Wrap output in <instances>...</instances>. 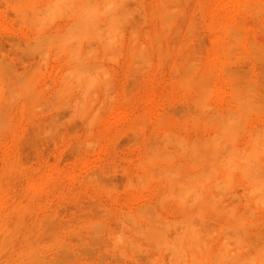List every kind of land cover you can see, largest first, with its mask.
Segmentation results:
<instances>
[{
    "label": "rangeland",
    "instance_id": "obj_1",
    "mask_svg": "<svg viewBox=\"0 0 264 264\" xmlns=\"http://www.w3.org/2000/svg\"><path fill=\"white\" fill-rule=\"evenodd\" d=\"M9 1H11L12 3L11 2L9 3ZM30 1L29 0H6L5 2L4 0H0V69H1L0 73L2 74V76H0V78H2L0 79V82L3 79L5 80L4 83L2 81L0 84L2 83L7 84V85H2V87L5 86L4 92H6L7 90L9 91L8 94L7 92L4 93L1 90L0 92L4 98L7 96L5 100L10 98V100H8L9 103L8 101L5 102L1 94L0 96L3 98L5 102L4 104L7 105V106L6 105L4 106L5 109L3 110V112L7 111L5 112L6 114L4 115V116H7L5 118H9L10 117L9 115H11V117L9 118L10 121L8 119L9 123L7 122L8 124H10V126L8 125L7 127L6 125V127L4 128L2 127L3 126L2 125L1 130H0L1 131L0 132V181L2 182L5 180L4 182H2L3 184L0 182V185H1L0 194L5 195L6 192L7 194H13V193L23 194L27 191L29 192V190L31 192L33 191V193H35L38 196V199L35 201L34 206L37 207V210L40 209L39 214L40 212L41 214L40 215L37 214L38 218H36V216H34L33 218H30L29 215L21 216L19 221L23 222L24 224H28L30 221L32 223L37 221V224L39 225V222L40 223L44 222L43 216L46 217L47 215L46 213L48 212L49 215L48 217H46V219L48 218L49 220L45 219L46 222L44 223L47 224L48 226V221H50V225H57L56 227L54 226V228H59L60 230L52 229L53 227L49 225L50 228L52 227L51 232L45 233L46 231H49V230L48 228L46 229L47 226L44 223H43L44 225L43 226L41 225L40 228L39 226L34 229L29 228L30 230H28L24 234V237H27L28 235V238L30 239L33 238V240L35 241H37L36 239H38L37 241L38 244L37 242L34 241L35 243L33 242V245H36V246L31 247L33 249V252L35 251L36 254L34 255L35 252L32 254V252H30L31 248L26 247V242L22 240L23 242L20 246L17 247L18 249L15 248L11 250L14 255L15 263L13 264H16V263L17 264H49L53 261L52 256L53 257L55 256L56 258V260L54 259L53 264H55V261H58L59 259H62V260L59 262H56L57 264H179V260L182 259L181 258L182 255L180 256L181 253L184 255L182 256L183 259L180 261V264H191V262H189L190 259L192 260V263L194 261L193 264H224L222 263V261L224 262L226 259L231 258V257L233 258V259L231 258L232 259L231 261L236 260L235 263L233 261V264H236V262L238 261H241L242 264H244L243 262H245V264H262V263L264 264V258H263V255H264L263 253L264 252V206H263L264 190H262V188H264L263 184L259 185L261 186V189H258V187H255L254 184L252 185V183L250 186V183L248 185V183L243 181V179L240 180L241 178L239 179V175L236 172L235 174L233 173L234 176L236 177L232 175L233 181L235 180L233 182L234 184L232 183L230 184V182H232L231 180L232 177L230 176V178L228 179L229 181L228 183V181H226L227 178H225V176L222 177L223 172L221 173L220 172L221 170L219 169H218L219 170L218 174H216L217 173L216 169H215V172L213 170H211V172L209 171L211 175H208L209 178L206 181L208 183H206L205 180H202L205 178L204 175H206V171H205L206 168H201L199 169L200 172L198 171L201 174V172L204 170L203 175L201 174V176L203 177L202 179L200 175L196 174L197 169H189V170L194 171V172L190 171L189 173L191 174L196 172L195 173L196 177H194L195 175H192V176L189 175L185 171V173L189 175V177L187 178L185 173L181 169L179 171L176 170L177 171L176 172V171H173L171 168H169V170L167 168L166 169L167 171L165 174L164 172L165 169H163L164 167L162 168L161 167L162 165L161 164L159 165V163L157 166H155V168L153 167L154 165L152 166L151 164H148V163L145 165L142 163L143 160L145 163L150 159V157H153L152 156L153 153L150 150L152 144L157 145V147L160 146L158 148L153 146L152 151L154 148L156 150L160 148L163 150L162 147H165L169 153L165 154L166 153L165 149L163 151L159 150L163 153L165 152L164 155L162 154V156H166V155L168 156L169 154L174 153L177 162L183 161L182 160L183 158L182 159L180 158V157H183L181 156L182 154H180L179 152L180 148H179V151H177L179 147L176 141L177 138H174L176 143L173 140V137L174 136L176 137L175 134H177V136L178 135L179 136L181 135L190 136L191 135L193 136L192 138L196 136L198 137L200 136V139L207 136L205 138L206 140H208V137L210 135L211 136L215 135V133L213 132H215V129H216L215 125H217V123L215 122L217 120L215 121L213 120L212 123L214 122L213 123L214 125H212L210 121L208 122V120L205 119L208 122V123L206 122L207 124L211 123V127H209V125L207 124L205 125L204 118L211 117L209 113H212L211 115L213 117V114L216 115L215 112L216 113L218 112L219 114V112H225V109H227L226 107H228V109L231 107H234L235 102L233 100L234 98L233 95H234L235 90L239 88L240 85H241L240 92H243L244 95L247 94V92L246 94L244 93L247 90L249 91V95L253 93L251 94L252 96L251 98H255V96L259 94V97L256 96L255 98V99H258L259 101V104H258L259 107L257 109L256 108L254 109V106L256 107V104L258 103V101L255 99L254 100L251 99L254 102H253V105L249 106L250 108L246 107L248 105L246 106L244 105L246 107V108L243 107L244 109L249 108V112L251 111L250 109H252L254 113L251 111L252 116L250 115L251 116L250 117L249 112L247 110L248 112L247 116H249L250 118L247 117V119L242 120L243 122L239 121L240 123L242 122V125H244V123L248 121L245 123L246 127L245 125L243 127L241 126L242 127L241 130L238 128L239 127V122H238L237 124L238 127L235 129L234 134L240 137H234V136L232 137V138H235L236 142L234 140L230 142L231 138L229 139V136L225 137L224 135H221V134L220 136L221 138H223L224 136V139L226 140L228 139V142H230L229 144H231L230 146H233L232 143H234L235 146L237 145V148L240 151H241V148L242 149L244 148L242 152L243 151L245 152L243 153L242 158L240 155L242 153H238V155H240L239 158L237 156L238 159H243L241 160V163L242 161L243 162L246 161L247 163H249L248 160L250 158H253L251 159L253 161V164L257 160L258 161L261 160V163L264 162V155H262L263 154L262 152H264V150L262 151V149H264L263 148L264 146H262V144L264 143L263 142L264 141V127H263L264 126V120H263L264 119V8L262 7L264 5V0H261V2L260 0H240L241 2L238 0H162V1L161 0H139V1L130 0V2L128 0H126V2L124 0H117L119 1L120 5L119 3H116L117 1L115 0H111L113 5L110 3L111 2L110 0L109 1L103 0V3L104 1H106L105 5L102 2H100V0H98L97 2L92 1V0H89V1L87 0L89 4H87L86 1L82 0L83 2H86L87 5L84 4L86 8L80 6L83 4V2L81 4V0L79 2L78 0H76L78 3L74 2L75 0L74 1L68 0V2L63 0L64 2H66L65 4L68 3L69 5H71V3L69 2H72L73 8L72 6L70 7L72 9H75V12L73 10L69 11L70 9L69 7V9L66 10L65 14H69V13L71 14V11L73 12V14H71L70 17L68 15L69 18L65 17V15L63 14L62 15L63 20L59 19V17L61 16L62 13H64L62 11L65 10L64 9L65 6L63 5L64 7L62 6V11H60L61 6L60 7L58 6L57 4L58 2L56 0H50L52 2L54 1V3L48 0H37L34 5L37 8L40 5L39 7H41L42 10L44 8L46 9L47 7V11L49 13H50L51 8L53 9L55 8L58 11V12L56 11L57 17L52 16L55 9L50 14L47 11H45V9L43 11L39 10L40 8L38 9L39 10L38 12V10L36 11L37 8L35 9V7H33L34 5H32V7L30 6L32 4ZM32 1L34 2V0ZM45 1H46V4L47 3L49 4L46 5L44 3ZM157 1L158 2L160 1V2L158 3ZM256 1L257 2L259 1L258 2V4L260 5V6L258 5L259 10L252 8L253 3ZM94 2H96L95 5H93ZM99 2L101 3V5L98 8L97 5ZM50 3H52L55 6L51 5ZM107 3H110V4H107ZM127 3L128 5H126ZM68 4L66 5L67 8H68ZM77 4H79L78 6L81 7L80 8L81 11H82V8L83 9L85 8L84 11L86 13L83 12L82 13L84 14L83 16L82 14H79V16L75 15L78 12V10L80 11ZM44 5L46 7H44ZM117 5L120 6L119 9H117L118 8ZM248 5L250 7H247ZM17 6H21L20 10L17 9L18 8ZM57 6H58V9L56 8ZM101 6L103 7L105 6L104 8L109 7L107 9L108 11L106 9L104 11L103 7ZM114 6H116V8ZM13 7L16 9V11L15 9H13ZM91 7H93L94 10L96 8L97 11L92 10L93 8ZM161 7L162 9H160ZM28 8L31 9L30 13L33 15L30 14L29 16L27 14V11L24 10V9H27L29 13ZM100 8L103 9V10L101 9L102 12ZM167 8L169 12H168V15L166 16L167 12L165 9ZM18 10L20 11L19 14L17 12ZM40 11L43 12L41 16H39ZM123 11H125L126 13ZM162 11L163 13L164 12L166 13L162 14ZM254 11H256L257 13ZM90 12H92L93 15ZM97 12L98 14H96ZM104 12L108 14L107 15L108 18L106 16V13ZM108 12H112V13H108ZM119 12H121L120 15L122 16V18L118 14ZM151 12H153L152 14L154 15H152ZM210 12H212L213 14L211 13L212 14L211 15ZM36 13H39V14H36ZM205 13H207L206 14L207 16L205 15ZM17 14L20 16H18ZM43 14L45 16V19L47 18L46 19L47 21L49 20V18L46 17L47 14L55 18V21H53L54 23L51 22L47 26L45 25L44 29L42 30H41L42 27L40 29L38 28L39 29L38 31V29L36 28H37V25L39 24L36 25V22L38 23L40 22L39 20L43 17ZM111 14L113 16H111ZM103 15L106 17V19L105 17H100ZM150 15L151 17H149ZM218 15L220 17L222 16L224 20L226 19L225 20L226 23L230 22L229 25L230 24L232 25L233 30L238 29L237 32L241 31L240 33H242L243 31L246 39L243 38L244 40L241 43L239 42L238 45L230 43V45L227 46L230 42L228 41V38H227L228 36L226 37L223 36L227 40L224 39L223 37H220L221 38L220 39L219 37H217V35L215 36V34H217L215 29H219V26L218 28H216L217 23H214V22H217V21H215L214 20L215 18L213 17H216V16L219 17ZM28 16L32 18L34 17V18L29 19ZM38 16L39 18H37ZM76 16L78 17V19L81 16L80 17L81 21L78 20L81 23H82V20H86V21H83L84 24H81V23L78 24V25H83L82 27L81 26L77 27L74 25L73 27L75 28L72 27L71 23L77 22ZM91 16L92 18H90ZM118 16L120 17L119 19L120 22L118 20L119 18ZM165 17H169V18H165ZM19 18L22 19V22ZM25 18L27 20H30L28 21V23L31 22L32 24L29 23L30 24L29 25L27 22H25L26 20ZM43 18H42V22L44 20ZM98 18L102 21H99ZM115 18L119 22L118 24L117 22L115 24ZM111 19H114V21H112ZM168 19L170 20L168 21ZM105 20L106 21L110 20L111 22L107 21V23H105ZM127 20L130 21V24L128 25H126ZM234 20L237 23L240 22L239 25L234 23ZM51 21H52V18H51ZM122 21L123 23H126L124 24V28H126L124 29L125 32L124 30H122V27H121L122 26L121 24H123ZM191 21L194 25L192 23L191 24L189 23ZM67 22L70 23L71 26H69ZM86 22L88 23L86 24ZM100 22L105 23L104 24L105 27ZM113 22L115 25L113 24ZM163 22L165 24H162ZM194 22L195 23L198 22V23L195 24ZM45 23L47 24V22ZM97 24L99 27L96 26ZM111 24L114 25V29H113V25ZM75 25H77V23ZM130 25H133V26H130ZM160 25L163 28L165 27V29L163 30V28H160ZM168 25L172 27L171 30ZM68 26L70 27L71 30L68 28ZM191 26L192 28H190ZM236 26H239V27H236ZM65 27L70 30V32L67 33V38H66V43L68 42L67 46L69 45L68 47H70L71 45L72 46L76 45V47L78 46L80 47V44H82L81 48L76 49V47H73L74 49H72V47L70 48L67 47L68 48L67 49L65 48L66 46H64V49H62L59 46V45H62L63 40H64V37H61V36H63L64 34L66 35L67 29ZM71 27L73 28V31L75 29L77 33H78V28L81 29L79 31L80 33H78L80 35L78 36L76 32H72ZM89 27L90 28L92 27V30L89 29ZM133 27L137 29L135 30L133 29ZM82 28L84 30L86 29L88 33L86 30L84 32ZM110 28L114 31V34L117 33L116 36L118 38H120L122 34L123 36L125 35L124 37L123 36L121 37L120 41H118V45H116L117 44L116 39L118 40V38L114 40V37H113L112 39V36H115V35H113V31H110L111 30ZM240 28H243V30ZM105 29L106 30L109 29V30H107L106 32L104 31ZM99 31H103V33L101 34L103 35L101 40H100L101 35ZM117 31L119 32V34ZM128 31L130 33L131 31L132 32L134 31L135 33H132L130 36L129 35L130 33ZM58 32L60 36L57 35ZM81 32L85 33L86 35ZM147 32L149 35L147 34ZM69 33H75L76 38L73 34L72 39L70 38L68 39V37H71L70 35H72V34L69 35ZM156 34L158 35L161 34L165 36L160 35L159 37L158 35L156 36ZM193 34L194 35L197 34V36L195 35L196 38H194ZM46 35H48V37L50 36V38L52 37L53 40L56 39L54 37H58L59 41H61L62 39L61 41L62 43L61 42L59 43L57 39L56 41L54 40L55 42H53V40H50L52 42L51 44L54 43V45H52L49 48L47 44V42L49 41L46 40L47 49L45 51L44 45L46 44H44L45 43L44 40L47 38ZM81 35H82V38H81ZM90 35H93V36L91 37ZM136 35L138 36L137 39H136ZM37 36L38 37L40 36L39 39L42 38L43 36L45 38L46 36L45 39L43 38L44 40L42 39L43 47H41V43L39 45L41 48L44 49L45 52L51 51L49 54H47V57H48V58L46 57L47 60L43 59L46 55L43 56L42 52L38 54L39 52H37V50L36 51L32 50L34 49L33 47L38 46V42L35 41V39L39 40ZM96 36L100 38L98 39ZM77 37H80V38L78 39ZM128 37H130V39H128ZM154 37L156 38L158 37V38L155 39ZM89 38H91V40ZM93 38H95L96 40L94 39L93 41ZM106 38L112 39L109 41L110 45L111 44L113 46L116 45L115 48H113L112 45L110 46L112 47L111 49H114L113 51L110 49L111 52L113 53L115 51V53H113L114 55H111V52L108 51L110 48L109 43L107 45L108 40L107 42L106 40H103ZM80 39L82 40L85 39L84 42H87V43L82 42L79 44V42H81L79 41ZM252 39H254V41ZM69 40H70V43H69ZM122 40L124 41L121 42ZM150 40H152L151 41L152 43L150 42ZM77 41H78V46L75 43ZM133 41L135 44L133 43ZM165 42L167 43V45ZM96 43L97 45L100 44L99 48L96 45ZM128 43H130V46H128ZM101 44L103 47L102 50H101L102 47H100ZM105 44L107 46L104 47ZM121 44L122 45L124 44V45L121 46ZM144 44L146 48L144 47ZM219 44H222L224 46L226 45L228 48L229 47L231 48L232 51L229 50L231 53L228 54L230 59L227 58L226 55L221 56L218 53L219 54V56H217L218 60L215 58L218 62L216 61L215 63L214 62L212 63L214 65L217 63L215 65L216 68L214 65H213L214 67L212 66V68L214 69V77H211V81H210L213 83V84L211 83L210 85H211V88L213 87L212 89H214L213 90L214 94L212 95L213 97L211 96L212 100H210L211 102L209 104L211 107L209 105H206L205 107L207 111L209 109L211 110L207 112L206 115L204 114L205 117L203 119L201 118V120L199 119L200 120L199 122L197 121L198 125L195 127L197 123L195 121L198 118H196L195 120V118L192 116V112L195 113L196 115L197 112L198 114H200L203 111L197 110L198 108L195 102L193 101L191 102L190 100L189 101L185 100L186 99V97L184 96L185 93L181 89H179L178 86L176 85H175L176 87L174 86L175 81L178 79L179 76L175 75L178 72L175 73L174 75L173 73H170V71H172L173 69L171 68V65H173L174 62L176 63V61L177 63L180 62L182 60L181 58L184 55L185 56L193 55L194 59L197 58L196 61L193 59V61L196 62V63L194 62V65L199 64L200 67L199 65L198 67L195 65V67L200 69L203 67V64L205 63V61H209V59L212 58L211 59V62H212V60L214 59L213 57L214 56L216 57V54H214L215 52L213 53V56L210 54L213 52L211 51L213 48L215 49L220 46ZM166 46H167V49H166ZM53 47L55 50L53 49ZM55 47L57 49L59 48L58 49L59 51H57ZM95 47L98 49V50L96 49L98 52L100 51L99 52L100 54H98L97 52L99 56H102V55L104 56V54L107 53L105 54L104 58H105V64L107 68L109 67L108 70L110 71L108 75V83L109 81H112V83L111 82L110 83L113 84L112 85L113 89L111 88V86H108L109 84H107V86L110 87V89L106 86V88H108L109 90L105 88V94H106V99L108 103L107 105L110 104L109 103V99H110L112 102L111 103L112 106H107L105 111H102L103 118H101L99 125H97V127H95L93 130L95 132L94 133L95 135H98V133L101 135L102 130L104 134L102 133V137L99 135L100 138L99 136H97L98 138H95V140L92 137L93 135H91V137L93 138V141H96V139L97 141L95 142V144L94 142L93 143L90 142L87 145V143H84L85 142L84 138L88 139L87 136L84 137L85 124L81 118L79 119V117H76V116L74 118L73 115L75 114L73 113L75 112L74 110H72L71 103L68 102L70 97L73 99L74 97L72 96H75L76 93L71 94L72 96L71 95L64 96L63 93H61L62 91L61 85H63L61 83L63 82V79L65 82V79L68 78V76H65L67 75L66 69H69L70 64L72 63L70 62V60L68 61V57L70 55L77 54L80 52L83 53L86 51V48H89V50L87 49L86 52L92 49L91 52L89 53L93 55ZM133 47L135 50H133ZM155 47L156 48L158 47V48L156 49ZM249 47H251L252 50L254 51H252L251 48ZM37 48H39V46ZM255 48H257V50ZM48 49L50 50L48 51ZM60 49H62L61 50L62 52L60 51ZM65 49H67V51L71 49L73 53L71 54L67 52L69 54L68 55L67 53H64ZM143 49L147 50V52H145ZM104 50H105V53L103 52ZM138 50L141 52H139ZM106 51L109 52V55H108V52ZM132 51H134V53H132ZM143 51L145 52V55H143L144 54ZM177 51H179V53L180 51L182 52L180 53V55L182 54V57L179 54H176L178 53ZM191 51H192V54H191ZM257 51L260 52L258 53L259 55L258 57H257ZM55 52L56 54L61 52V54H58L59 56H57ZM119 52H123L122 53L123 55L120 54ZM158 53L161 55L162 59L160 58V55ZM41 54L43 57L40 56ZM118 54H120L119 55L120 57H117ZM133 54L135 55V57L137 54V58H132L134 57ZM249 54H250V57L248 56ZM166 55H168V58ZM106 56H107V59L109 58L111 60V61L109 60V64L107 63L108 61H106ZM145 56L149 58H145ZM209 56L211 58H209ZM114 57L115 59H119V58L120 59L117 61L113 59ZM220 57L223 59L221 60ZM131 58L133 60L135 59L136 61L134 60L133 62L132 60L131 62ZM155 58L157 60H155ZM65 59L67 62L65 61ZM215 59L213 61H215ZM183 61L185 60L183 59ZM224 61L226 63L225 66L223 64ZM256 61L257 63H255ZM144 63L145 64L148 63V64L145 65ZM161 63L163 64V66L161 65V67H158V65H160ZM219 63H220V66H218ZM141 66L142 68H140ZM223 67L225 69H223ZM181 71L182 70H180L179 72H180V75L182 76L184 72L181 73ZM215 71H216V74H215ZM109 77H110V80H109ZM175 77L177 78L175 79ZM29 81L30 82L32 81L33 83H35V86L33 83H30ZM23 82L28 83L27 85L29 86L27 89H29L30 93L24 90L25 87L23 88L19 87L21 85L19 83H23ZM239 82L241 83L239 84ZM26 83H25V86H26ZM245 83H247L248 85L252 84L251 88L246 87ZM15 84H19V85L17 86ZM12 87L15 89H13ZM56 87L59 89L61 88L58 94L56 92L57 91ZM8 88H12L13 90L8 89ZM20 88L23 91H21ZM234 88L236 89L234 90ZM252 88L256 90L254 91ZM257 89H259L258 90L259 93ZM14 90H17V91L20 90L19 92L21 93H25L26 91L28 95L25 97L20 96L21 98L20 99V98H17L19 96L17 93V97H16L17 99L11 98L10 94H12L13 96V94L15 93ZM177 90H179V92ZM12 91L14 92L12 93ZM3 93L6 95H4ZM26 93L24 95H26ZM35 93H39V94H36V97H38V95L40 94L41 95L38 98H36L32 96ZM29 94H31V96ZM249 95L247 94V96ZM15 96H16V93L14 94L13 97ZM76 96L78 97V95ZM58 97H63V102H61L62 98L61 99L59 98V100H57ZM66 97H69V98H66ZM94 97L95 96H92V98ZM64 100H66L67 102ZM256 101L257 103L255 104ZM232 102L233 104H231ZM59 103H61L62 105H66V106L59 105ZM69 106H71V110L69 109L70 108ZM208 106L209 108H207ZM216 106L219 108V110L217 109ZM108 107H110V110H107L109 109ZM255 110L256 111L260 110V111L256 112ZM190 115L192 117L189 118L188 122H186L188 116ZM195 117H199V115ZM212 117L209 119L212 120ZM191 119L193 122L190 121ZM192 123L193 124L195 123V125H193ZM184 124H185L186 129L185 128L183 129ZM203 124L205 126H203ZM261 126L263 127V131H260V129L256 130L258 129V127L262 129ZM9 127H11V129ZM105 128H106L107 133L105 132ZM206 128H207V131H205ZM213 128L215 129L213 130ZM244 128L246 131L243 130ZM171 130L172 132H170ZM242 130L244 131V133ZM178 131H182V132H178ZM240 131H242V134L239 133ZM256 131L263 132V133L255 134ZM165 132L167 135L169 134L168 135L169 137L166 138V136H164L166 135ZM179 133H181V135ZM251 133L253 134L251 135ZM170 134L174 136L171 137ZM248 134L250 135V137L252 136L251 137L252 141ZM259 134L263 138L259 137L258 136ZM170 137L172 138V140L169 139ZM257 137L263 140L261 141ZM212 138H215V137L213 136ZM247 138L250 140V141L248 140L249 142H247ZM167 139L169 141H172L173 143L169 142ZM224 139H222V141L225 142V145L229 146L228 144H226L227 142ZM89 140L91 141L92 139L90 138ZM256 140L259 141L260 143L262 142L261 144L257 146L258 149L257 147L255 148V146H253L254 144L256 145L259 143V142L257 143ZM246 142L248 144L252 142V145L250 144L247 146ZM175 145L178 147L176 148ZM230 146H229V149L235 148V147L230 148ZM251 146L255 148L254 150L256 152L255 155H254V151L253 150L251 151L249 149V147L253 148ZM259 146H262V147H259ZM238 149L236 151H238ZM225 150L224 151L222 150L223 153L225 152L227 153V151ZM231 152H233V150L230 151V153ZM249 152L252 153L254 157L251 156L252 154H249ZM260 152H261L260 154L261 156L257 157L258 153ZM148 153L151 155L149 156ZM178 153L180 154V156ZM234 153L235 151L233 152V154ZM246 153H247V156L248 155L250 156V158L244 155ZM233 154H231L232 157L228 155L229 158H231L230 162L236 159V158L234 159L233 157L237 154H234V155ZM146 156L149 159L146 158ZM170 156L173 157V154H171ZM219 156L221 157L222 155L218 154L217 157ZM177 158L178 159L180 158V159L178 160ZM145 159L146 160L148 159V160L145 161ZM223 160L226 162L224 158ZM251 160L249 161L251 162ZM239 161L240 160H238L235 163H232L233 165L231 163L229 164L228 162L227 165L234 166L235 164L237 165ZM258 161L256 163L259 164L260 162ZM256 163L254 165H256L255 167H257V170H256V172H258L257 175L260 178V180L263 181L264 172H262V169L264 168V166L262 165L263 167H261L260 165H257ZM219 168H223V167H219ZM162 171L164 172L166 176H162L163 175ZM212 171L215 173L214 174L215 176L216 175L218 176V177L216 176L217 179L214 178ZM178 173H180V175ZM168 174L170 175L167 176ZM182 175H185V178ZM179 176H181L183 180H185V182L193 177L195 179L194 178H193L194 180L191 179L192 181L189 180L188 181L189 183L187 184L183 181V183L186 184L184 185L183 183L179 181V179H181L182 181V178L181 177L179 178ZM149 177L151 178V180ZM198 177L201 180H199ZM142 178H145V179H142ZM213 178L216 181L219 179L217 182V184L219 183V185L217 187H220V185L225 183L224 187H220L219 189L215 188L216 187V185H214L216 183L215 180H214L215 183L211 182ZM221 178H222V181H221ZM223 178H225V180ZM160 179L162 180V183H160L161 182ZM197 180L200 181L201 183L200 182L198 183ZM166 181H168L169 183ZM171 182H173L176 186ZM191 182L193 183L195 182V183L193 184ZM209 182H211L213 186H209L210 184ZM226 182L228 185H230V187H227L228 185L226 184ZM10 183L13 185V189L6 190V186L10 185ZM198 184H203V185L208 184V185H206V187L202 186L203 187L202 191L199 192L201 190L200 189L201 186ZM246 185H248V187ZM191 187L193 188L195 187L196 190L197 188L200 189L199 191H197L199 192L200 195L205 194V193L207 195H210V192H212L213 190L212 194L213 195L215 194L214 195L215 201L213 200L214 197H212L213 196L212 194L210 198L212 197L211 199L214 202H212L210 198H209L210 201L207 200V198L205 199V197H203L204 195L200 197L202 198L200 199L196 190L194 189L195 191L194 190L192 191ZM207 187L208 188L212 187V190L210 188L209 193H208L209 189ZM251 187L253 188L252 190L254 191H251ZM166 188L167 190H170L171 188V191H173L174 194H179L180 192V195H179L180 197L186 191V189L184 191V188H187V191H191L192 192L191 195L195 194V196L196 195L198 196V200L196 199L197 196L196 197L194 195H192L193 197L191 195L186 196L187 197L186 199H188L189 196L192 197V198L190 197L191 199L189 198V201L187 202L190 206L194 204L191 208V210H193L191 211V213L192 215L193 213L196 214L195 216L193 215V217L189 219L190 221L189 226H187L188 223L186 224V221L183 217L189 218L191 216V213L190 215L187 214L188 216L186 214L183 215V211L180 210L181 211L180 214L183 215L182 217V215H179V213L176 212V209L177 211H179L178 208L179 206H181L179 197H177L178 198L177 200L173 199L175 200L174 203L172 202L173 200L171 201L168 200L167 202L162 203L163 205L161 204V201L159 199L163 200V197L162 196L159 197V196L160 194L163 193L162 191H164V193L167 191ZM182 188H183V191H181ZM188 188H191V189H188ZM204 188L207 190H205ZM261 190H262V193L260 192ZM196 200L197 202H195ZM177 201L179 202L178 207L176 206ZM204 204L207 207H205ZM209 204L211 205L209 206ZM199 207H201L202 209L200 208L201 209L200 210ZM202 210L203 212L205 210V212L203 213ZM226 210L228 212H226ZM222 211H224L223 213H225V215L221 213ZM146 213L147 215H144ZM197 213L200 215H197ZM53 214H56V215H53ZM51 216H54L56 220L54 219V217L51 218ZM138 216H140V218ZM39 218L41 221L38 220ZM179 218L183 219V221L180 222L181 219ZM50 219L52 220V222ZM233 221H234V224H233ZM53 222H55L56 224H53ZM236 225L237 227H235ZM241 225L242 226L244 225V226L240 228L239 226ZM44 229L46 230L44 231ZM187 233H190L189 236L191 235L192 245L190 243L191 241L188 239L189 236H186ZM35 235L37 236V238H35L36 237ZM40 236L42 237V239H40L41 238ZM184 236H186L185 238H187L186 240H189V242L188 241L185 242V239L183 238ZM59 237H61L62 240ZM52 238L53 239L56 238L57 240L55 241L53 240L52 245L48 244L49 242L51 243L50 240H52ZM175 238H177L176 240L178 239L179 240L176 241ZM180 238L184 239L183 242ZM158 239L159 241H157ZM47 240H49V242ZM197 240H200V242L203 243V245H201V243H199L200 245L197 244L196 242ZM45 241H47L46 245L48 244V246L51 245V247H53V244H54V247H56V245L59 243L57 246L61 245L62 248L60 249L59 247L55 249L54 247L51 248L47 246V248L43 247V249H41L42 246H45ZM174 241L179 246L177 244H174L173 243ZM39 242H44V244L43 243L40 244ZM195 242H196V245H195ZM183 243L184 244L187 243L185 245H188V246L184 245L182 246V249H185V247H187L186 250L188 249L187 251L189 253L194 254V255L193 254L191 255L192 258L190 257L189 253H187L186 250L184 252V250L181 249L180 245H183ZM172 244L173 246H171ZM37 245H40V246H37ZM198 246L200 248L199 250L201 251L197 249ZM33 247H35V249ZM66 247L68 248L66 249ZM164 247L169 248V249L167 250ZM192 249L193 251L190 252ZM170 250L171 251L173 250V251L171 252ZM175 250L177 253H179L178 255L177 253H175ZM173 252L175 255H173ZM225 252L227 253L225 254ZM30 255L32 257H35V260L33 258L32 260L30 258ZM57 255H59L60 258ZM224 255L226 256L231 255V256H229L226 259L225 258L221 259L222 257H225ZM260 257H262L263 259H261ZM36 258H38V260ZM45 258L46 260H44ZM29 259H30V262H29ZM50 259L51 261H49ZM176 259L178 262H176ZM39 260L40 261L43 260V262L41 261L40 263ZM229 260L230 259L225 261L226 264L230 263L228 262ZM47 261L49 262L47 263Z\"/></svg>",
    "mask_w": 264,
    "mask_h": 264
},
{
    "label": "bare ground",
    "instance_id": "obj_2",
    "mask_svg": "<svg viewBox=\"0 0 264 264\" xmlns=\"http://www.w3.org/2000/svg\"><path fill=\"white\" fill-rule=\"evenodd\" d=\"M5 2H6V0H4ZM30 1V0H29ZM37 0H34V2L31 0L30 2L32 3L30 6L32 7V5H34L35 4V2H36ZM48 1H50V0H48ZM57 2V4H58V6L60 7L61 6V10L60 11H62V6L64 5L65 6V10H63L62 12H64V13H62L61 14V18L59 17V15H58V17H59V19H62L63 20V14L65 15V17H67V18H69L70 17V15L71 14H73V12L71 11V14L69 13V14H65L66 13V10L67 9H69V7L70 6H72V8H73V3L72 2H69V3H71V5H69L68 3V8H67V4H65L66 2H68V0H65L66 2H64L63 0H56ZM71 1H74V0H71ZM80 0H78V2H79ZM84 1H86L87 2V4H89L88 3V1L87 0H84ZM92 1H98V0H92ZM107 1V0H106ZM106 1H104V3H103V0H100V2H102L104 5H105V2ZM109 1V0H108ZM111 1V0H110ZM115 1H117V0H115ZM125 2H126V0H124ZM129 2H130V0H128ZM135 1V0H134ZM139 1V0H138ZM162 1V0H161ZM238 1H240V0H238ZM11 1H9V3H10ZM50 2H52V1H50ZM62 2H64V3H62ZM74 2H77L76 0L74 1ZM77 2V3H78ZM82 0H81V4H82ZM86 2H83V6L82 5H80L81 7H85L86 8V6L84 5V4H86ZM96 2H94L93 3V5H95L96 4ZM99 2V3H100ZM120 2H122V1H120ZM128 2V3H129ZM158 2V1H157ZM160 2V1H159ZM158 2V3H159ZM165 2V1H164ZM241 2V1H240ZM244 2V1H243ZM247 2V1H246ZM259 2V1H258ZM258 2L256 1V2H251V3H253V9H257V10H259L258 9V7L260 6L259 4H258ZM260 2H261V0H260ZM7 3H8V1H7ZM12 3V2H11ZM17 3V2H16ZM20 3V2H19ZM23 3V2H22ZM45 4H46V1L44 2ZM52 3H54V1L52 2ZM52 3H50L51 5H53ZM98 3V8H99V6L101 5V3L99 4ZM111 4H112V1L110 2ZM110 3H107V4H110ZM116 3H119V1H117ZM116 3H114V4H116ZM128 3L126 4V5H128ZM163 3V2H162ZM239 3V2H238ZM47 4H49V3H47ZM46 4V5H47ZM75 4V3H74ZM86 4V5H87ZM92 4V3H91ZM237 4V3H236ZM15 5H17V4H15ZM79 4H77V6H78ZM113 5V4H112ZM119 5H120V3H119ZM164 5V4H163ZM238 5H240V4H238ZM245 5V4H244ZM259 5V6H258ZM22 6V5H21ZM21 6H17L18 8L17 9H19L20 10V7ZM26 6H27V4H26ZM40 6V5H39ZM38 6V8L34 5L33 7H35V9H36V11L39 9V10H42V8L41 7H39ZM42 6V5H41ZM53 6H55V5H53ZM58 6L56 7L57 9H58ZM63 6V7H64ZM80 6H78L79 7V9L81 8ZM118 6V5H117ZM122 6H123V4H122ZM121 6V7H122ZM207 6V5H206ZM15 7V6H14ZM13 7V9H15ZM43 7V6H42ZM44 7H46L45 5H44ZM101 7H103V6H101ZM105 7V6H104ZM103 7V9H104V11H105V9L107 10L109 7H107V8H104ZM115 8H116V6H114ZM155 7H157V6H155ZM209 7V6H208ZM247 7H250L249 5L247 6ZM257 7V8H256ZM263 8H264V5L262 6ZM261 7V8H262ZM49 8V7H48ZM71 7H70V9H69V11L70 10H73L74 12H75V9H72ZM84 8V9H85ZM89 8V7H88ZM91 8H93V7H91ZM114 8V9H115ZM120 8V6H118V8L117 9H119ZM128 8V7H127ZM217 8V7H216ZM29 9V13H28V10L27 9H24L25 11H27V14L30 16V8H28ZM34 9V8H33ZM45 9V8H44ZM43 9V10H44ZM53 8H51V10H50V13H52V11H54V9L52 10ZM84 9L82 8V11H81V9H80V11H81V13H80V11L78 10V12L75 14V15H78L79 16V14H82L83 12H85L84 11ZM102 8H100V10H101ZM102 9V10H103ZM122 9V8H121ZM120 9V10H121ZM160 9H162V7L160 8ZM164 9V8H163ZM243 9V8H242ZM17 11L18 12V14L20 13V11ZM39 10H38V12H39ZM42 10V11H43ZM49 10V9H48ZM77 10V9H76ZM92 10H94V8L92 9ZM95 10H96V8H95ZM94 10V11H95ZM99 10V9H98ZM99 10V11H100ZM102 10H101V12H102ZM111 10V9H110ZM116 10V9H115ZM126 10V9H125ZM128 10V9H127ZM157 10H159V9H157ZM166 10V12H167V14H166V16L168 15V12H169V10H168V8L167 9H165ZM168 10V11H167ZM256 10V11H257ZM15 11H16V9H15ZM45 11H47V7H46V9H45ZM56 9H55V11H54V13H53V17L55 16V17H57L56 15H57V13H56ZM93 11V12H94ZM97 11V10H96ZM108 11V10H107ZM106 11V12H107ZM155 11H156V9H155ZM207 11V10H206ZM247 11V10H246ZM256 11H254V12H256ZM262 11V10H261ZM260 11V12H261ZM23 12V11H22ZM35 12V11H34ZM48 12V11H47ZM58 12V11H57ZM106 12H104V13H106ZM115 12V11H114ZM122 12V11H121ZM121 12H119L118 14L120 15L121 14ZM123 12H125V11H123ZM130 12V11H129ZM166 12H164L163 13V11H162V14H165ZM209 12V11H208ZM259 12V11H258ZM24 13V12H23ZM42 13L43 12H41L40 11V14L39 13H36V14H39V16H41L42 15ZM49 13V12H48ZM49 13V14H50ZM86 13V12H85ZM92 15H93V13L92 12H90ZM100 13V12H99ZM108 13H112V12H108ZM126 13V12H125ZM128 13V12H127ZM153 12H151V14H152ZM156 13V12H155ZM212 12H210V14H211ZM252 13V12H251ZM257 13V12H256ZM17 14V15H18ZM27 14H26V16H27ZM60 14V13H59ZM96 14H98V12L96 13ZM123 14V13H122ZM207 13H205V15H206ZM213 14V13H212ZM211 14V15H212ZM258 14H260V13H258ZM23 15V14H22ZM31 15H33V14H31ZM46 15V14H45ZM68 15H69V17H68ZM84 14H82V16H83ZM90 15V14H89ZM95 15V14H94ZM105 15V14H104ZM100 16V17H105V16ZM108 14L106 13V16H107ZM152 15H154V14H152ZM156 15V14H155ZM158 15V14H157ZM209 15V14H208ZM18 16H20V15H18ZM25 16V17H26ZM28 16V17H29ZM39 16L37 17V18H39ZM111 16H113L112 14H111ZM121 16V15H120ZM164 16V15H163ZM207 16V15H206ZM210 16V15H209ZM219 16V15H218ZM254 16V15H253ZM28 17H27V19H28ZM44 17V18H43ZM43 22H42V18L39 20L40 22L38 23V22H36V25L37 24H39V25H37V28L36 29H40L41 27V30L42 29H44V26L46 25H48V24H50L51 22H53V21H55V18H53V17H51L50 15H48L47 14V16L46 17H48L49 18V20L47 21L46 19H45V16H44V14H43ZM64 17V18H65ZM72 17V16H71ZM77 17V16H76ZM81 17V16H80ZM79 17V19H78V17L76 18L77 20V22H72L71 24H72V27H73V25L74 26H83V25H78V24H80L81 22V18ZM97 17V16H96ZM99 17V18H100ZM119 17V16H118ZM149 17H151V15L149 16ZM153 17V16H152ZM21 18V17H20ZM19 18V19H20ZM23 18H24V16H23ZM30 18H32V17H29V19ZM34 18V17H33ZM32 18V19H33ZM51 18H52V21H51ZM88 18V17H87ZM90 18H92V16L90 17ZM98 18V19H99ZM107 18H108V16H107ZM121 18H122V16H121ZM124 18V17H123ZM154 18V17H153ZM152 18V19H153ZM163 18V17H162ZM165 18H169V17H165ZM213 18H215L214 20L215 21H217V22H214V23H217V26H216V28H218V26H219V29H215L216 30V32H217V34H215V36L217 35V37H223V36H228L227 38H228V41H230L229 42V44L227 45V46H229L230 45V43H232V44H236V45H238V43L240 42H242L244 39L243 38H245L246 39V37H245V35H244V32L242 31V33H243V35H242V33H240L241 31H239V32H237L238 31V29H236V30H233V28H232V25L230 26L229 25V23H226V19L224 20V18L221 16H219V17H213ZM223 18V19H222ZM26 19V18H25ZM25 20V22H27L28 23V21H30V20ZM56 19H58V18H56ZM83 19H85V18H83ZM89 19V18H88ZM94 19V18H93ZM98 19H97V21H98ZM105 19H106V17H105ZM110 19V18H109ZM120 19V17L118 18V20ZM125 19V18H124ZM156 19V18H155ZM164 19V18H163ZM205 19H206V17H205ZM21 20V22H22V19H20ZM65 20V19H64ZM78 20H80V21H78ZM95 20V19H94ZM104 20V19H103ZM112 21H114V19H111ZM157 20V19H156ZM170 19H168V21H169ZM32 21V20H31ZM83 21H86V20H82V23L81 24H84V22ZM99 21H102V20H100L99 19ZM108 21V20H107ZM107 21L105 20V23H107ZM110 21V20H109ZM108 21V22H109ZM132 21V20H131ZM160 21V20H159ZM162 21V20H161ZM167 21V22H168ZM204 21V20H203ZM225 21V22H224ZM24 22V23H25ZM34 22V21H33ZM45 22H47V24L45 23ZM49 22V23H48ZM111 22V21H110ZM116 22H117V24L120 22V20H119V22L116 20V18H115V24H116ZM124 22H126V21H124ZM133 22V21H132ZM26 23V24H27ZM29 23H31V22H29ZM28 23V24H29ZM42 23V24H41ZM44 23V24H43ZM54 23V22H53ZM68 23V22H67ZM77 23V25H75ZM88 22H86V24H87ZM98 23V22H97ZM100 23H102L103 25L105 24V23H103V22H100ZM122 23H123V21H122ZM134 23V22H133ZM132 23V24H133ZM169 23V22H168ZM171 23H172V21H171ZM190 24L192 23V21L191 22H189ZM195 23V22H194ZM198 22H196L195 24H197ZM234 23H236V24H238L239 25V23L240 22H236L235 20H234ZM32 24V23H31ZM35 24V23H34ZM40 24H41V26H40ZM69 24V26H71V24L70 23H68ZM67 24V25H68ZM85 24V25H86ZM90 24V23H89ZM113 24H114V22H113ZM113 24H111V25H113ZM114 24V25H115ZM124 24H126V23H123V24H121L122 26V30H124V29H126V28H124ZM128 24H130V21H128L127 20V24L126 25H128ZM135 24V23H134ZM160 24H161V22H160ZM162 24H165L164 22L162 23ZM193 24V23H192ZM242 24V23H241ZM30 25V24H29ZM66 25V24H65ZM84 25V26H85ZM110 25V26H111ZM114 25H113V29H114ZM120 25V24H119ZM126 25H125V27H126ZM170 25V24H169ZM168 25V26H169ZM173 25V24H172ZM194 25V24H193ZM216 25V24H215ZM34 26V25H33ZM51 26V25H50ZM68 26V28L70 29V27ZM94 26V25H93ZM96 26H98V24L96 25ZM130 26H133V25H130ZM164 26V25H163ZM71 27V28H72ZM76 27V28H77ZM99 27V26H98ZM97 27V28H98ZM103 27V26H102ZM104 27H105V25H104ZM103 27V28H104ZM128 27V26H127ZM236 27H239V26H236ZM34 28V27H33ZM47 28V27H46ZM66 28V27H65ZM68 28H66L67 30H66V35L64 34H62L63 36H61V37H64V40H63V43L61 42L62 41V39H61V41H59V39H58V37H54V38H56L58 41H59V43L61 42L62 43V45H63V47H62V45H59L62 49H64V46H66L65 48H67L68 46H67V43H66V38H67V33L68 32H70V30L68 29ZM73 28H75V27H73ZM73 28H72V32H76V30L74 29V31H73ZM102 28V29H103ZM107 28V27H106ZM118 28V27H117ZM120 28V27H119ZM160 28H163L161 25H160ZM169 28H170V30H171V26H169ZM190 28H192V26L190 27ZM39 29H38V31H39ZM83 29V28H82ZM86 29H87V27H86ZM85 29V30H86ZM89 29H91L92 30V27L90 28L89 27ZM88 29V30H89ZM95 29V28H94ZM93 29V30H94ZM111 29V28H110ZM133 29H135L134 27H133ZM137 29V28H136ZM135 29V30H136ZM165 29V27L163 28V30ZM240 29H242L243 30V28H240ZM246 29V28H245ZM65 30V29H64ZM81 29H79L78 28V33H80L79 31H80ZM84 30V29H83ZM85 30H84V32H85ZM98 30V29H97ZM107 30H109V29H107ZM107 30L105 29L104 31H106L107 32ZM121 30V31H122ZM127 30H129V29H127ZM160 30H162V29H160ZM87 31V30H86ZM95 31V30H94ZM110 31H113L112 29L110 30ZM121 31H120V33H121ZM138 31H139V29H138ZM214 31V30H213ZM234 31H236V32H234ZM93 32V31H92ZM96 32V31H95ZM109 32V31H108ZM118 32V31H117ZM124 32H125V30H124ZM127 32V31H126ZM129 32V31H128ZM143 32V31H142ZM165 32V31H164ZM164 32H162V33H164ZM39 33V32H38ZM65 33V32H64ZM77 33V32H76ZM77 33V34H78ZM81 33H83V32H81ZM87 33H88V31H87ZM91 33V32H90ZM94 33V32H93ZM99 33H100V35L103 33V31H99ZM116 33V32H115ZM123 33V32H122ZM130 33V32H129ZM132 33H135L134 31L132 32L131 31V33L129 34L130 36H131V34ZM161 33V34H162ZM168 33V32H167ZM253 33V32H252ZM70 34H72V35H70ZM73 34H74V36H75V38H76V34L75 33H69V35L71 36V37H68V39L70 38V39H72V37H73ZM83 34H85V33H83ZM109 34V33H108ZM111 34H112V32H111ZM118 34H119V32H118ZM137 34H138V32H137ZM147 34H148V32H147ZM146 34V35H147ZM152 34V33H151ZM160 34V35H161ZM34 35H36V34H34ZM43 35V34H42ZM41 35V36H42ZM57 35H59L60 36V34H59V32H58V34ZM68 35V36H69ZM80 34H78V36H79ZM86 35V34H85ZM89 35V34H88ZM87 35V36H88ZM94 35V34H93ZM93 35H90L91 37L93 36ZM113 35H115V36H112V39H113V37H114V40L116 39V38H118L116 35H117V33L116 34H114V31H113ZM144 35V34H143ZM149 35V34H148ZM147 35V36H148ZM158 34H156V36H157ZM160 35H158L159 37H160ZM169 35V34H168ZM194 35V34H193ZM192 35V36H193ZM196 36H197V34H195ZM194 35V38H196V36ZM46 36H47V38H49V39H47L46 38ZM45 36V38H44V36L42 37V38H40L39 39V37H38V39L40 40H36L35 39V41H37L38 42V46H39V48L41 49V50H43L44 51V49H45V51H46V49H47V44H48V46H49V48L52 46V45H54V43L53 44H51L52 42L50 41V40H53V38L51 39L50 38V36L48 37V35H46ZM52 36V35H51ZM84 36V35H83ZM87 36H85V37H87ZM102 36L103 35H101V38H100V40L102 39ZM106 36V35H105ZM109 36H111V35H109ZM123 36V34L121 35V37ZM125 36V35H124ZM123 36V37H124ZM127 36V35H126ZM145 36V35H144ZM151 36H153V35H151ZM161 36H165V35H161ZM247 36V35H246ZM249 36V35H248ZM84 37V38H85ZM97 37V36H96ZM95 37V38H96ZM121 37L120 38H118V40L116 39V41H117V44L116 45H118V41H120V39H121ZM134 37V36H133ZM132 37V38H133ZM45 40H44V39ZM78 39L80 38V37H77ZM81 38H82V35H81ZM95 38H93V41H94V39ZM98 38V37H97ZM96 38V39H97ZM98 38V39H99ZM135 38V37H134ZM138 38V36L136 35V39ZM146 38H148V37H146ZM145 38V39H146ZM155 39H157L156 37H154ZM170 38V37H169ZM224 38V37H223ZM252 38V37H251ZM45 41V43L44 44H46V40H48L49 42H47V44L46 45H44L45 47H44V49L43 48H41V47H43L42 46V43H43V40ZM56 39H54L55 41H56ZM68 39H67V41H68ZM90 40H91V38H89ZM95 39V40H96ZM112 39H103V40H106V42H107V40H108V42H107V45H108V43H109V41L110 40H112ZM122 39H124V38H122ZM128 39H130V37H128ZM192 39V38H191ZM221 39V38H220ZM224 39H226V38H224ZM247 39H248V37H247ZM53 40V42H55ZM84 40L85 39H80L79 41H81V42H79V44L80 43H82V42H84ZM86 40H87V38H86ZM89 40V41H90ZM227 40V39H226ZM253 41H254V39H252ZM34 41V40H33ZM34 41V42H35ZM42 41V42H41ZM75 41V40H74ZM73 41V42H74ZM88 41V42H89ZM124 40H122L121 42H123ZM131 41V40H130ZM142 41V40H141ZM152 40H150V42H151ZM155 41V40H154ZM72 42V41H71ZM92 42V41H91ZM100 42V41H99ZM105 42V41H104ZM115 42V41H114ZM129 42V41H128ZM143 42V41H142ZM157 42V41H156ZM245 42V41H244ZM41 43V47H40V44ZM58 43V42H57ZM56 43V44H57ZM69 43H70V40H69ZM76 44H77V46H78V41L77 42H75ZM84 43H87V42H84ZM101 43V42H100ZM112 43V42H111ZM120 43V42H119ZM133 43H134V41H133ZM144 43V42H143ZM142 43V44H143ZM152 43V42H151ZM158 43V42H157ZM166 43V42H165ZM215 43V42H214ZM226 43H228V42H226ZM33 44H35V43H33ZM72 44V43H71ZM94 44V43H93ZM126 44V43H125ZM135 44V43H134ZM217 44V43H216ZM249 44V43H248ZM260 44V43H259ZM73 45H75V44H73ZM88 45V44H87ZM90 45V44H89ZM96 45H97V43H96ZM100 45V44H99ZM99 45H97L98 46V48H99ZM106 44L104 45V47L105 46H107ZM112 45V44H111ZM110 45V43H109V47L111 46ZM115 45V46H116ZM124 45V44H123ZM122 44H121V46H123ZM151 45V44H150ZM156 45V44H155ZM158 45V44H157ZM166 45H167V43H166ZM222 46V47H220V46ZM218 46L219 47H217V48H213L211 51H213L210 55H212L213 56V53L214 54H216V57L214 56L213 58L215 59H217L218 60V58H217V56H219V54L222 56V55H226L227 56V58H229V56H228V54H230L231 52L230 51H232L231 50V48L229 47H227L226 45L224 46V45H222V44H219ZM235 45V46H236ZM256 45H258V44H256ZM37 46V47H38ZM57 46V45H56ZM81 46H82V44H80V47L78 46V47H76V45L75 46H70V47H72V49H74L73 47H76V49L78 48H81ZM86 46V45H85ZM113 46V45H112ZM115 46H113V48H115ZM128 46H130V43H128ZM224 46V47H223ZM253 46V45H252ZM255 46V45H254ZM36 46L35 47H33L34 49H32L33 51L35 50H37V52H39L38 54H40V52H42L43 53V56L44 55H46L43 59L44 60H47L46 59V57H47V54H49L51 51H49L50 49H48V51L49 52H43V51H41L39 48H37ZM58 47V46H57ZM70 47H68V48H70ZM93 47V46H92ZM100 47H102V44H101V46ZM144 47H145V44H144ZM56 48V47H55ZM67 48V49H68ZM84 48V47H83ZM112 47H110L109 48V50L108 51H110L111 52V50L113 51L114 49H111ZM146 48V47H145ZM151 48H152V46H151ZM156 48V47H155ZM158 48V47H157ZM156 48V49H157ZM247 48V47H246ZM245 48V49H246ZM249 48H251V47H249ZM259 48V47H258ZM53 49H54V47H53ZM57 49V48H56ZM59 49V48H58ZM57 49V51H59ZM62 49H60V51L62 50ZM67 49H65L64 51V53H73L72 52V50L70 51V50H68L67 51ZM87 49L89 50V48H86V51H87ZM97 48L95 47V50H94V52H96V53H94L93 52V55L92 54H90L89 52H91V50L92 49H90V51H88V52H83V53H77V54H73V55H70L69 57H68V61L70 60V62H72L71 64H70V68L69 69H66L67 70V75H65V76H68V78H66L65 79V82H64V79H63V82L61 83V84H63V85H61L62 87V91H61V93H63V95L65 96H70L71 94H75L76 93V95H78V97L75 95V96H72V97H74L73 99L70 97V99H69V101L68 102H70L71 103V106H72V110H74V112L75 113H73V114H75V115H73L74 116V118H75V116L76 117H79V119L81 118L82 119V121L84 122V124H85V134H84V137H86L87 136V138L88 139H86V138H84V140H85V142L84 143H87V145H88V143H90V142H94V144H95V142L97 141V139H96V141H93V138H94V140H95V138H98L97 136H99L100 134L98 133V135H95L94 133V128L95 127H97V125H99V123H100V121H101V118H103V115H102V111H105V109H106V107L107 106H112V102H111V100L109 99V103L111 104H109V105H107L108 103H107V99H106V94H105V88H106V86H107V84H109L108 86H111V88H112V85L113 84H111L112 83V81H109V83H108V75H109V70H108V68H107V66H106V64H105V58H104V56H105V54H107V53H105V50L103 51L104 53V56L102 55V56H99L98 54H100L97 50H96ZM103 49V47L101 48V50ZM111 49V50H110ZM119 49V48H118ZM120 49H121V47H120ZM166 49H167V46H166ZM171 49V48H170ZM244 49V48H243ZM256 50H257V48H255ZM40 50V51H39ZM55 50V49H54ZM126 50H127V48H126ZM130 50V49H129ZM128 50V51H129ZM133 50H135L134 49V47H133ZM140 50V49H139ZM138 50V51H139ZM145 52H147V50H145V49H143ZM160 50V49H159ZM173 50V49H172ZM194 50V49H193ZM230 50V51H229ZM239 50V49H238ZM251 50H252V48H251ZM250 50V51H251ZM260 50V49H259ZM56 51V52H57ZM70 51V52H69ZM74 51V50H73ZM80 51H81V49H80ZM108 51H106V52H108ZM131 51V50H130ZM137 51V52H138ZM143 51V52H144ZM151 51H152V49H151ZM167 51V50H166ZM171 51V50H170ZM241 51V50H240ZM252 51H254V50H252ZM251 51V52H252ZM56 52H55V54H56ZM62 52V51H61ZM61 52L60 53H58V54H61ZM75 52V51H74ZM97 52H98V54H97ZM118 52V51H117ZM125 52H127V51H125ZM137 52H135V53H137ZM139 52H141V51H139ZM145 52H144V54L143 55H145ZM169 52V51H168ZM178 53H176V54H179L180 55V53H182L181 51H180V53H179V51H177ZM44 53H46V54H44ZM67 53V54H68ZM101 53H102V51H101ZM113 53H115V51L113 52ZM112 52H111V55H114ZM120 54H122L123 52H119ZM132 53H134V51H132ZM162 53V52H161ZM175 53V52H174ZM219 53V54H218ZM227 53V54H226ZM253 53V52H252ZM258 53H260V52H258L257 51V57L259 56L258 55ZM58 54H56L57 56H59ZM120 54H118V56L117 57H120L119 55ZM130 54V53H129ZM146 54H148V53H146ZM153 54H154V52H153ZM159 54V53H158ZM166 54H167V52H166ZM191 54H192V51H191ZM195 54H196V52H195ZM235 54V53H234ZM233 54V55H234ZM240 54V53H239ZM263 54V53H262ZM54 55V54H53ZM69 55V54H68ZM108 55H109V52H108ZM107 55V56H108ZM110 55V56H111ZM123 55V54H122ZM160 55V54H159ZM171 55V54H170ZM232 55V54H231ZM246 55V54H245ZM244 55V56H245ZM256 55V54H255ZM254 55V56H255ZM41 57H43L42 56V54L40 55ZM56 56V57H57ZM107 56H106V61H108L107 63L109 64V58L107 59ZM128 56H130V55H128ZM133 56L134 57H132V58H137V54H136V57H135V55L133 54ZM139 56H140V54H139ZM151 56V55H150ZM153 56V55H152ZM167 56V58H168V55H166ZM181 57H182V54L180 55ZM206 56V55H205ZM249 57H250V54L248 55ZM248 56H247V58H248ZM253 56V55H252ZM55 57V56H54ZM109 57V56H108ZM113 57V56H112ZM112 57H110V58H112ZM116 57V56H115ZM115 57L113 58L114 60H119V59H115ZM122 57V56H121ZM126 57H127V55H126ZM142 57V56H141ZM179 57V56H178ZM193 57V55H188V56H183L180 60L181 61H183V59L185 60V61H183V62H181L180 60V62H181V64H180V62H178L177 63V61H176V63L174 64L173 63V65H171V68H173L172 69V71H170V73H173V75L175 74V73H177V74H175V75H177V76H179L178 77V79L175 81V84H174V86L176 85V86H178V88L179 89H181L185 94H184V96L186 97V99L185 100H187V101H193V102H195V104H197V110L199 111V110H202L203 112V115L205 114L206 115V113L207 112H209L211 109H209L208 111H207V109L205 108L206 107V105H209L210 104V100H212L211 99V96L214 94L213 93V90L214 89H212L211 88V83L212 82H210L211 81V77H214V69L212 68V66L214 65V64H212L213 62L215 63L217 60L215 59V61H213L212 60V62H211V57L209 56V58H211V59H209V61H205V63L203 64V67L202 68H196L195 67V65L198 67V65L199 64H195L194 65V62L197 60V58H195L194 59V57ZM246 57V56H245ZM48 58V57H47ZM58 58V57H57ZM131 58V62H132V59ZM145 58H149V57H146L145 56ZM153 58V57H152ZM157 58V57H156ZM155 58V60H157ZM159 58V57H158ZM160 58H161V55H160ZM221 58V57H220ZM239 58V57H238ZM242 58V57H241ZM246 58V59H247ZM255 58V57H254ZM61 59V58H60ZM162 59V58H161ZM160 59V60H161ZM193 59L195 60V61H193ZM201 59V58H200ZM223 58H221V60H222ZM230 59V58H229ZM250 59V58H249ZM256 59V58H255ZM260 59H261V57H260ZM135 60V59H134ZM134 60H133V62H134ZM164 60V59H163ZM162 60V61H163ZM240 60V59H239ZM245 60V59H244ZM252 60H253V58H252ZM65 61H66V59H65ZM111 61V60H110ZM136 61V60H135ZM141 61V60H140ZM150 61V60H149ZM220 61V60H219ZM63 62V61H62ZM67 62V61H66ZM69 62V63H70ZM113 62V61H112ZM111 62V63H112ZM138 62H139V60H138ZM137 62V63H138ZM151 62V61H150ZM165 62V61H164ZM218 62V61H217ZM252 62V61H251ZM130 63V62H129ZM142 63V62H141ZM163 63V62H162ZM160 64V65H158V67H161V65L163 66V64ZM196 63V62H195ZM255 63H257V61L255 62ZM65 64V63H64ZM117 64V63H116ZM135 64V63H134ZM140 64V63H139ZM145 64V63H144ZM148 64V63H147ZM147 64H145V65H147ZM217 64V63H216ZM215 64V65H216ZM224 66H225V61H224ZM229 64V63H228ZM114 65V64H113ZM137 65V64H136ZM155 65V64H154ZM201 65H202V63H201ZM214 65V66H215ZM222 65V64H221ZM230 65V64H229ZM135 66V65H134ZM173 66V67H172ZM213 66V67H214ZM218 66H220V63H219V65ZM68 67H69V65H68ZM67 67V68H68ZM130 67V66H129ZM145 67V66H144ZM199 67H200V65H199ZM131 68V67H130ZM133 68V67H132ZM140 68H142V66L140 67ZM215 68H216V66H215ZM128 69V68H127ZM213 69V70H212ZM223 69H225L224 67H223ZM1 70V69H0ZM131 70V69H130ZM133 70V69H132ZM139 70H141V69H139ZM180 70H182L181 71V73H183L184 72V74L181 76L180 75V72L179 71ZM184 70V71H183ZM4 71V70H3ZM223 71V70H222ZM1 72V71H0ZM62 72V71H61ZM132 72V71H131ZM130 72V73H131ZM136 72V71H135ZM140 72V71H139ZM219 72V71H218ZM224 72V71H223ZM3 73V72H2ZM212 73H213V75H212ZM225 73V72H224ZM4 74V73H3ZM66 74V73H65ZM215 74H216V71H215ZM112 75H113V73H112ZM0 76H2V74L0 73ZM3 76H5V75H3ZM65 76H64V78H65ZM112 77V76H111ZM172 78V77H171ZM177 77H175V79H176ZM0 79H2V78H0ZM61 79V80H62ZM174 79V78H173ZM61 80H60V82H61ZM109 80H110V77H109ZM3 81V83H4V79L2 80ZM1 81V82H2ZM33 81V80H32ZM30 82V83H33V82ZM59 81V80H58ZM254 81V80H253ZM0 82V83H1ZM111 82V83H110ZM232 82V81H231ZM250 82H252V81H250ZM255 82V81H254ZM0 84L1 85V87H0V90L2 91V92H4V89H5V86H3L2 87V85H7V84ZM25 83L26 82H23V83H19V84H21L19 87H25V89L24 90H26L27 92H29L30 93V91H29V89H27L28 88V86L29 85H27L28 83H26V86H25ZM29 83V84H30ZM65 83V84H64ZM236 83H238V82H236ZM235 83V84H236ZM241 82H239V84H240ZM244 83V82H243ZM248 83V82H247ZM247 83H245V85H246V87H248V88H251V86H252V84H250V85H248ZM257 83V82H256ZM19 84H15V85H19ZM34 84V86H35V83H33ZM111 84V85H110ZM213 84V83H212ZM32 85V84H31ZM59 85V84H58ZM232 85V84H231ZM238 85V84H237ZM248 85V86H247ZM258 85V84H257ZM256 85V86H257ZM60 86V85H59ZM107 86V87H108ZM175 86V87H176ZM253 86H254V84H253ZM9 87V86H8ZM236 87V86H235ZM240 87H241V85H240ZM240 87L239 88H234V90H235V92H234V95H233V100H234V102H235V106L234 107H231V108H229L228 109V107H226L227 109H225V112H219V114H218V112L216 113L215 112V114L217 115H214L213 114V117H212V113H209V115L212 117V120H210L209 118H211V117H205V115L203 116L202 115V113H200V114H198V112H197V114L195 115V113H193L192 112V116L195 118V120H196V118H198L195 122H199L200 120H201V118L203 119L204 117V123H205V125L210 121L211 123H212V121L214 120H217L215 123H217V125H215L214 127L216 128H213V130L215 129V132H213V133H215V135H210L209 137H208V140H206L205 138L207 137H203L202 139H200V136L198 137V136H196V137H194V138H192L193 136H189V135H181V133H179L181 136H177V134H175L176 135V137L174 136V135H171L170 134V136L172 137V136H174L173 137V140H174V142L176 143V141H177V145H179V147L178 146H176V148L178 147V150L177 151H179V148H180V154H182L181 156H183V157H180L183 161H181V162H177L176 161V158H175V155H174V153H171V154H173V157L172 156H170L171 154H169L168 156L166 155V156H162V154L164 155V153L165 154H168L169 152H168V150L165 148V147H162L163 148V150L165 149V152L163 153V152H161V151H163L161 148L160 149H153V151H152V148H153V146L154 147H156V148H158V147H160V146H158L157 147V145H154V144H152V146H151V152L153 153L152 154V156L153 157H150V159L146 156V158H148L147 160L148 161H150V162H148L146 159H145V161H147V162H145L144 163V160L142 161V163L143 164H151L154 168H155V166H157L158 165V163H159V165L161 164L162 166V168L163 169H165V174H166V169L168 168V170H169V168H171L173 171H179L180 169L181 170H183V172L185 173V171L189 174V175H195V173H193V174H191V173H189L190 171H192V172H194L193 170H189V169H197V175H200V177H201V179L203 178L202 176H201V174L203 175V171L201 172V174L199 173L200 172V170L199 169H201V168H206V169H208V168H210V169H208V170H206L205 169V171H206V175H204V177L206 178H204V179H202V180H205V182L208 180V175H211V170H213L214 172H215V169H216V174H218V172H219V170H221L220 172L222 173L223 172V176L222 177H224L225 176V178H227V180L226 181H228V179L230 178V176L232 177V182H230V184L232 183V184H234L233 182L235 181H233V176H234V174H235V172L236 173H238V175H239V179L240 180H242L243 179V181H245V182H247L248 183V185H249V183H250V186H251V183H252V185L254 184V186L255 187H258V189H261V186H259V185H262L263 184V186H264V179H263V181L262 180H260V178L258 177V172H256V170H257V167H255L256 165H254L253 164V161L251 160V159H253V158H250V156L248 155L247 156V153L246 154H244V155H246L248 158H250L249 160H251V162L248 160V162L249 163H247L246 161L245 162H243L242 161V163H241V160H243V159H238L239 158V156L241 155V158H242V156H243V153L245 152V151H243L242 152V150L244 149H242L241 147V151L237 148V145L235 146V144L234 143H232V145L233 146H230L231 144H229L230 142H232V140H234L235 141V138H232L233 136L234 137H240V136H236V134H234L235 133V129L238 127L237 126V124H238V122L239 121H242V120H244V119H247V117L248 118H250L251 116H252V113H251V111H252V109H250L251 111L249 112V106H251V105H253V102L254 101H252L251 99H255L256 98V96H258L259 97V94L258 95H256V94H254V95H256L255 96V98H251L252 96H251V94H253V93H251L250 95H249V91L247 90V91H245L244 93L246 94V92H247V94L249 95V96H247V94L246 95H244L243 94V92H240ZM245 87V88H246ZM7 88V87H6ZM13 88V87H12ZM12 88H8V89H12ZM31 88V87H30ZM57 88V87H56ZM61 88L59 89V88H57V94H58V92H59V90H61ZM109 89H110V87H108ZM108 88H106V89H108ZM257 88V87H256ZM13 89H15V88H13ZM12 89V90H13ZM21 89V88H20ZM33 89V88H32ZM32 89H30V90H32ZM108 89V90H109ZM113 89V88H112ZM115 89V88H114ZM239 89V90H238ZM247 89V88H246ZM253 89V88H252ZM56 90V89H55ZM176 90V89H175ZM238 90V91H237ZM254 90V89H253ZM256 90V89H255ZM254 90V91H255ZM259 89H257V91H258ZM15 91V93H16V96L15 97H13L14 96V94H13V96H12V94H10V96H11V98H16L17 97V93H18V97L17 98H20V96L22 97H25V96H27L28 95V93H26V91H25V93H26V95H24L25 93H21V92H19V91H17V90H14ZM14 91H12V93L14 92ZM17 91V92H16ZM21 91H23L22 89H21ZM112 91V90H111ZM115 91V90H114ZM113 91V92H114ZM178 92H179V90H177ZM181 91V92H182ZM233 91V90H232ZM242 91V90H241ZM7 92V94H8V90L6 91ZM6 92H4V93H6ZM35 92V91H34ZM38 92V91H37ZM216 92V91H215ZM250 92H252V91H250ZM3 93V94H4ZM20 93H21V95H20ZM106 93H107V91H106ZM217 93V92H216ZM215 93V94H216ZM233 93V92H232ZM254 93H256V92H254ZM258 93H259V91H258ZM0 94H1V92H0ZM36 94H39V93H35V94H33L32 96H34V97H36ZM2 95V94H1ZM4 95H6V94H4ZM30 96H31V94H29ZM41 95V94H40ZM40 95H38V97L40 96ZM54 95H55V93H54ZM60 95H62V94H60ZM109 95V94H108ZM30 96H28V97H30ZM58 96V95H57ZM92 96H95L94 98H92ZM262 96V95H261ZM2 97H3V95H2ZM1 96H0V130H1V126L2 127H6V125H7V127H8V125L10 126V124H8L9 122H8V119L11 117V115H9L8 117L9 118H5V117H7V116H4L6 113L5 112H7V111H4L3 112V110L5 109V105L6 104H4L5 102H7L8 100H10V98L9 99H6L5 100V98H7V96L4 98V100H5V102H4V100H3V98H2ZM38 97H36V98H38ZM213 97V96H212ZM16 98V99H17ZM59 98L61 99L62 98V101L61 102H63V97H58L57 98V100H59ZM66 98H69V97H66ZM110 98H112V97H110ZM184 98V97H183ZM21 99V98H20ZM32 99V98H31ZM65 99V98H64ZM12 100H14V99H12ZM71 100V101H70ZM255 100H257L258 101V99H255ZM59 101V102H60ZM64 101H66V100H64ZM113 101V100H112ZM216 101V100H215ZM257 101L255 102V104L257 103ZM261 101V100H260ZM67 102V101H66ZM8 103H9V101H8ZM7 103V104H8ZM32 103V102H31ZM217 103V102H216ZM261 103V102H260ZM12 104H13V102H12ZM64 104V103H63ZM231 104H233V102L231 103ZM259 101H258V103L256 104V107L254 106V109L256 108H258L259 107ZM57 105H58V103H57ZM59 105H62L61 103H59ZM199 105V106H198ZM246 105H248V106H246V107H249V108H247V109H244V108H246L245 106ZM258 105V106H257ZM261 105V104H260ZM7 106V105H6ZM62 106H66V105H62ZM68 106V105H67ZM71 106H69L70 108V110H71ZM210 106V105H209ZM209 106L207 107V108H209ZM26 107H28V106H26ZM55 107V106H54ZM211 107V106H210ZM217 107V106H216ZM244 107V108H243ZM253 107V106H252ZM263 107V106H262ZM109 109H107V110H110V107H108ZM204 110H203V109ZM7 109V108H6ZM217 109L219 110V108L217 107ZM217 110V111H218ZM247 110H248V112H249V116H247L248 115V112H247ZM204 111H205V113H204ZM214 111V110H213ZM222 111V110H221ZM256 111V110H255ZM260 110H258V111H256V112H259ZM253 112V111H252ZM104 113H106V112H104ZM103 113V114H104ZM251 113V114H250ZM254 113V112H253ZM262 113V112H261ZM194 114V115H193ZM263 114V113H262ZM7 115H8V113H7ZM197 115H199V117H195V116H197ZM191 115L190 116H188V118H187V121L186 122H188L189 121V118H191L192 117ZM201 116V117H200ZM207 116H208V114H207ZM187 117V116H186ZM5 118V119H4ZM214 118H216V119H214ZM200 119V120H199ZM208 120V122L206 121V120ZM7 120V121H6ZM264 120V119H263ZM9 121H10V119H9ZM146 121V120H145ZM184 121H185V119H184ZM183 121V122H184ZM190 121H192V119L190 120ZM203 121V120H202ZM4 122H5V124H4ZM8 122V123H7ZM193 122V121H192ZM198 122L196 123V125H195V123L193 124V125H195V127L198 125ZM207 122V123H206ZM219 122V123H218ZM243 122V121H242ZM242 122L240 123L239 122V129L241 130L242 129V127L245 125V127H246V122H248V121H246L245 123H244V125H242ZM259 122V121H258ZM211 123H209V124H207V125H209V127H211ZM214 123V122H213ZM212 123V125H214ZM251 123V122H250ZM249 123V124H250ZM248 124V123H247ZM204 124H203V126H205ZM182 126V125H181ZM184 126V127H183ZM182 127H183V129L185 128V124L183 125ZM242 126V127H241ZM181 127V128H182ZM206 127H208V126H206ZM254 127V126H253ZM262 127V126H261ZM264 127V126H263ZM263 127H262V129L261 128H259L258 127V129H256V130H259L260 129V131H263ZM10 129H11V127H9ZM204 128V127H203ZM249 128V127H248ZM250 128H252V127H250ZM257 128V127H256ZM3 129V128H2ZM186 129V128H185ZM194 130H195V128H194ZM238 130V129H237ZM236 130V131H237ZM243 130H245V128L243 129ZM242 130V131H243ZM252 130V129H251ZM4 131H6V130H4ZM203 131H204V129H203ZM205 131H207V128L205 129ZM239 131V130H238ZM242 131H240L239 133H241L242 134ZM246 131V130H245ZM1 132V131H0ZM3 132V131H2ZM105 132L107 133V131H106V128H105ZM170 132H172V130L170 131ZM178 132H182V131H178ZM186 132V131H185ZM102 133H103V130L101 131V137H102ZM168 133V132H167ZM175 133V132H174ZM238 133V134H239ZM243 133H244V131H243ZM257 133H260V134H262L263 132H259V131H256V133L255 134H257ZM104 134V133H103ZM165 134H166V132H165ZM173 134V133H172ZM220 134L221 135H224L225 137H228L229 136V139L231 140H229L230 142H228V139L226 140V139H224V136H223V138H221V136H220ZM233 134V135H232ZM240 134V135H241ZM250 134V133H249ZM248 134V135H249ZM253 133H251V135H252ZM255 134H254V136H255ZM260 134L258 135L259 137H262V136H260ZM91 135H93L92 137H91ZM95 135V136H94ZM169 135V134H168ZM167 134L166 135H164V136H166V138L167 137H169ZM89 136H90V138L92 139L91 141L89 140L90 138H89ZM100 136H99V138H100ZM164 136H162V137H164ZM215 137V138H212V137ZM220 136V137H219ZM245 136V135H244ZM247 136V135H246ZM257 136V135H256ZM169 138V139H171L172 140V138ZM219 137V138H218ZM249 137H250V135H249ZM248 137V138H249ZM252 137V136H251ZM250 137V139H251V141H252V138ZM174 138H177L176 139V141H175V139ZM247 138V142H249L250 140ZM256 138V137H255ZM258 138V137H257ZM263 138V137H262ZM222 139H224V140H226V144H228L229 146H230V148L231 147H235L234 149L233 148H231L232 150H233V152L235 151V153L234 154H237V155H235L233 158L236 160H234V161H232V162H230V159L231 158H229V156L228 155H230V157H232L231 156V154H233V152H231L230 153V151H232L231 149H229V146H227V145H225V142H223L222 141ZM259 139V138H258ZM257 139V140H258ZM168 140V139H167ZM202 140V141H201ZM205 140V141H204ZM246 140V139H245ZM249 140V141H248ZM254 140V139H253ZM256 140V141H257ZM259 140H261V138L259 139ZM263 140V139H262ZM261 140V141H262ZM87 141V142H86ZM169 141V140H168ZM223 143H222V142ZM233 141V142H234ZM169 142H172V141H169ZM236 142V141H235ZM246 142V145L248 146V145H252V142H250V144H248ZM259 141H257V143H258ZM264 142V141H263ZM173 143V142H172ZM224 145V147L226 148V150H225V148L223 147V145ZM262 143V142H261ZM260 142L258 143V144H254L253 146H255V148L259 145V144H261ZM97 144V143H96ZM86 145V146H87ZM245 145V144H244ZM227 146V147H226ZM253 146H251V147H253ZM262 146H264V143L262 144ZM262 146H259V147H262ZM88 147V146H87ZM221 148H223V149H221ZM255 148L253 147V148H250L249 147V149L252 151H254L255 150ZM264 148V147H263ZM238 149V151H236ZM247 149V148H246ZM257 149H258V147H257ZM159 150H161V151H159ZM225 150V151H227V153L225 152V153H223V151ZM229 150V151H228ZM264 149H262V151H263ZM155 151V152H154ZM177 151H176V153H177ZM250 151V152H251ZM261 151V152H262ZM148 152H150V151H148ZM219 152H221V153H219ZM249 152V154H252V153H250ZM261 152L260 153H258V155H257V157L258 156H261L260 154H261ZM154 153H155V155H154ZM238 153H242V154H240V155H238ZM263 154L262 155H264V152H262ZM179 154V153H178ZM180 154H179V156H180ZM218 154H221L222 156L220 157H217V155ZM225 154H227V155H225ZM233 154V155H234ZM256 154V152L254 151V155ZM148 155L150 156L151 154H149L148 153ZM177 155V154H176ZM224 155V156H223ZM178 156V155H177ZM178 156V157H179ZM237 156H238V158H237ZM251 156H253V154L251 155ZM226 160V162L223 160V158ZM226 157V158H225ZM245 157V156H244ZM243 157V158H244ZM254 157V156H253ZM179 158V159H180ZM247 158V159H248ZM178 159V158H177ZM178 159V160H179ZM258 159H260V158H258ZM220 160H221V162H220ZM223 160V161H222ZM238 160H240L238 163H237V165L235 164L234 166H232L233 164L232 163H235V162H237ZM255 160V159H254ZM224 164H223V163ZM228 162H229V164L231 163L232 165H227L228 164ZM258 162H260L259 164L258 163H256L257 165H260L261 167H263L264 166V162L263 163H261V160H259ZM225 163H226V165H225ZM143 164H141V165H143ZM156 164V165H155ZM252 164V165H251ZM12 165V164H11ZM11 165H9V166H11ZM139 165V164H138ZM137 165V166H138ZM150 165V166H151ZM263 165V166H262ZM161 167H160V169H161ZM219 167H223V168H219ZM20 168V167H19ZM152 168V167H151ZM151 168H149V169H151ZM153 168V169H154ZM159 168V167H158ZM159 169V170H160ZM170 169V170H171ZM175 169V170H174ZM187 169H188V171H187ZM219 169V170H218ZM259 169V168H258ZM262 169V168H261ZM171 170V171H172ZM222 170H224V171H222ZM264 170V168L262 169V172H264L263 171ZM8 171V170H7ZM162 171V173H163V175L162 176H166L165 174H164V172ZM170 171V172H171ZM176 171V172H177ZM199 171V172H198ZM210 171V172H209ZM212 171V172H213ZM261 171V170H260ZM10 172V171H9ZM146 172V171H145ZM208 172H209V174H208ZM213 172V175L215 174ZM147 173V172H146ZM162 173H160V174H162ZM183 173V174H184ZM187 173H185V175H186V177L188 178L189 177V175H187ZM234 173V174H233ZM149 174V173H148ZM172 174V173H171ZM177 174V173H176ZM179 175H180V173H178ZM146 175V174H145ZM170 174H168L167 176H169ZM185 175H182V176H184V178H185ZM212 175V176H213ZM233 175V176H232ZM262 175V174H261ZM143 176V175H142ZM161 176V175H160ZM173 176V175H172ZM190 176V177H191ZM217 176V175H216ZM216 176L214 175V178H216ZM146 177V176H145ZM178 177V176H177ZM176 177V178H177ZM181 176H179V178H180ZM194 177H196V175L194 176ZM193 177V178H194ZM218 177V176H217ZM234 177H236V176H234ZM264 177V176H263ZM5 178V177H4ZM150 178V177H149ZM148 178V179H149ZM161 178V177H160ZM165 178V177H164ZM170 178V177H169ZM173 178V177H172ZM174 178H175V176H174ZM182 178V177H181ZM193 178H191V179H193ZM199 178V177H198ZM212 179V181L211 182H213V183H215L214 185H216V187L215 188H220V187H224V184L225 183H223L222 185H220V187H217L218 185H219V183L217 184V182H218V180L220 179V177H219V179L216 181L215 179ZM225 178H223L224 180H225ZM142 179H145V178H142ZM171 179V178H170ZM191 179H189L190 181H192ZM195 179V178H194ZM193 179V180H194ZM200 178H199V180H201ZM217 179V178H216ZM262 179V178H261ZM150 180H151V178H150ZM166 180V179H165ZM168 180V179H167ZM178 180V179H177ZM188 180V179H187ZM188 180V181H189ZM210 180V179H209ZM214 180H215V182H214ZM5 181V180H4ZM4 181H2V182H4ZM145 181V180H144ZM159 181V180H158ZM160 183H162V180L160 179ZM179 181L181 182V183H183V181L185 182V180H183V178H182V181H181V179H179ZM188 181H186L185 183L187 184V183H189ZM198 181V180H197ZM221 181H222V178H221ZM237 181V180H236ZM1 182V181H0ZM1 182V183H2ZM147 182V181H146ZM152 182V181H151ZM166 182H168V181H166ZM178 182V181H177ZM200 181H198V183H199ZM211 182H209L210 184H209V186H213V184L211 183ZM225 182V181H224ZM7 183V182H6ZM169 183V182H168ZM171 183H173V182H171ZM191 183H193V182H191ZM195 183V182H194ZM193 183V184H194ZM201 183V182H200ZM204 183V182H203ZM206 183H208V182H206ZM228 183H229V181H228ZM243 183V182H242ZM260 183V184H259ZM3 184V183H2ZM148 184H150V183H148ZM174 184V183H173ZM177 184V183H176ZM180 184V183H179ZM178 184V185H179ZM184 184V183H183ZM183 184H182V186H183ZM186 184H184V185H186ZM205 184V183H204ZM212 184V185H211ZM226 184H227V182H226ZM236 184V183H235ZM238 184V183H237ZM240 184V183H239ZM245 184V183H244ZM168 185V184H167ZM167 185H166V187H167ZM175 185V184H174ZM198 185H200L201 187H200V189H198L197 188V190L195 189V187L193 188V187H191V188H188V189H191L192 191L195 189L196 190V192L197 191H199V192H201L202 191V186H204V187H206V185H208V184H206V185H203V184H198ZM228 185V184H227ZM248 185H246L247 187H248ZM1 186V185H0ZM40 186V185H39ZM169 186V185H168ZM173 186V185H172ZM176 186V185H175ZM196 186H197V184H196ZM208 186V187H209ZM179 187V186H178ZM207 187V188H208ZM227 187H230V185H228ZM246 187V188H247ZM253 187V186H252ZM251 187V191H254V190H252L253 188ZM22 188V187H21ZM172 188H174V187H172ZM177 188V187H176ZM211 188V190H212V187H210ZM210 188H208L209 189V191H208V193L210 192ZM2 189V188H1ZM4 189H5V187H4ZM13 189V185L10 183V185H8V186H6V190H12ZM169 189V188H168ZM185 189H186V191H185ZM205 189V188H204ZM203 189V190H204ZM214 189V188H213ZM250 189V188H249ZM255 189H257V188H255ZM18 190V189H17ZM165 190V189H164ZM166 190H167V188H166ZM173 190V189H172ZM176 190V189H175ZM180 190V189H179ZM194 190V191H195ZM205 190H207V189H205ZM262 190H264V188H262ZM262 190L260 191L261 193H262ZM14 191V190H13ZM181 191H183V188H182V190ZM184 191H185V193L184 194H182V196L180 197L179 195H180V192H179V194H174L173 193V191H171V188H170V190H167L165 193H164V191H160L162 194H160V196L159 197H163V200H161V199H159L160 201H161V204L162 203H165V202H167L168 200H173V199H175V200H177L178 198L177 197H179V201H180V205L181 206H179V202L177 201L176 203V206L178 207L179 206V208H178V210L179 211H177V209H176V212L177 213H179V215H182V214H180L181 213V211H183V215H190V213H191V211H193V210H191V208H192V206L194 205L193 203V205L192 206H190L189 204H188V202L187 201H189V198L192 196V195H194L195 196V194H192L191 195V191H187V188H184ZM15 192V191H14ZM175 192V191H174ZM199 192H197V194H198V196H199V198L200 197H202L203 195V197H205V199L207 198V200H209V198H210V196H212L213 194H212V192H213V190H212V192H210V195H207L206 193L205 194H202V195H200L199 194ZM206 192V191H205ZM249 192V191H248ZM173 193V194H172ZM195 193V192H194ZM203 193H204V191H203ZM258 193V192H257ZM256 193V194H257ZM212 194V195H211ZM251 194V193H250ZM259 194V193H258ZM178 195V196H177ZM187 195H191V196H189V198L188 199H186L187 197ZM215 195V194H214ZM212 196V197H214L213 198V200L215 201V196ZM253 195V194H252ZM261 195H263V194H261ZM197 196V195H196ZM195 196V197H196ZM198 196H197V200H198ZM207 196V197H206ZM41 197V196H40ZM193 197V196H192ZM191 197V198H192ZM211 197V198H212ZM253 197V196H252ZM255 197V196H254ZM261 197V196H260ZM190 198V199H191ZM210 198V200H212ZM256 198V197H255ZM38 199V196L35 194V193H33V191L31 192L30 190H29V192L27 191V192H25V193H23V194H7V192L5 193V195H1L0 194V264H13V263H15L14 262V255H13V253H12V251L11 250H13V249H15V248H17L18 246H20L21 244H22V240H24V242H26V247H32V246H36V245H33V242L35 241V240H33V238L32 239H30V238H28V235H27V237H24V234L28 231V230H30L29 228H36V227H38L39 226V228L41 227V225L43 226L45 223L44 222H46V220H49L48 218L46 219V217H48V215H49V213L47 212L46 214V217L45 216H43L44 217V222H39V225L37 224V221H35V222H29L28 224H24L23 222H21V221H19L20 220V217L21 216H25V215H29V217L30 218H33L34 216H36V218H38V216H37V214H39V211H40V209H38L37 210V207H35L34 205H35V201ZM195 199V198H194ZM200 199H202V198H200ZM261 199V198H260ZM175 200H173L172 202L174 203V201ZM197 200L195 201V202H197ZM209 200V201H210ZM212 200V202H214ZM263 200V199H262ZM259 202V201H258ZM160 203V202H159ZM198 203H200V202H198ZM208 203V202H207ZM155 204H156V202H155ZM160 204V205H161ZM215 204V203H214ZM213 204V205H214ZM261 204H263V203H261ZM46 205V204H45ZM163 205V204H162ZM198 205H200V204H198ZM208 205V204H207ZM211 204H209V206H210ZM156 206V205H155ZM154 206V207H155ZM158 206V205H157ZM202 206H203V204H202ZM204 206H205V204H204ZM262 206V205H261ZM263 206H264V204H263ZM39 207V206H38ZM205 207H207V206H205ZM205 207H204V209H205ZM163 208V207H162ZM161 208V209H162ZM201 207H199V209H200ZM210 208V207H209ZM160 209V208H159ZM195 209H197V208H195ZM202 209V208H201ZM200 209V210H201ZM207 209V208H206ZM212 209V208H211ZM143 210V209H142ZM155 210V209H154ZM181 210V211H180ZM235 210V209H234ZM48 211H50V210H48ZM197 211H199V210H197ZM212 211V210H211ZM36 212V213H35ZM38 212V213H37ZM156 212V211H155ZM202 212H203V210H202ZM204 212H205V210H204ZM203 212V213H204ZM224 211H222L221 213H223ZM226 212H228L227 210H226ZM231 212V211H230ZM235 212V211H234ZM43 213H44V211H43ZM42 213V214H43ZM137 213V212H136ZM141 213V212H140ZM144 213V212H143ZM198 213H200V212H198ZM197 213V215H200V214H198ZM40 214H41V212H40ZM39 214V215H40ZM216 214V213H215ZM224 215H225V213H223ZM238 214V213H237ZM236 214V215H237ZM31 215V216H30ZM53 215H56V214H53ZM131 215V214H130ZM140 215V214H139ZM144 215H147V213L146 214H144ZM148 215H150V214H148ZM183 215H182V217H183ZM187 215V216H188ZM193 215L195 216L196 214H194L193 213ZM193 215H192V213H191V216L189 217V218H185V217H183L184 219H185V221H186V224L188 223V225L187 226H189L190 224V221H189V219L191 218V217H193ZM203 215V214H202ZM222 215V214H221ZM229 215V214H228ZM236 215H234V216H236ZM133 216V215H132ZM143 216V215H142ZM186 216V217H187ZM227 216V215H226ZM52 217H54V216H51V218ZM57 217V216H56ZM139 218H140V216H138ZM180 217V216H179ZM229 217H231V216H229ZM228 217V218H229ZM239 217V216H238ZM232 218H234V217H232ZM231 218V219H232ZM46 219V220H45ZM54 219L56 220V218L54 217ZM58 219V218H57ZM179 219H181V218H179ZM186 219H188V220H186ZM236 219H238V218H236ZM38 220H40V218L38 219ZM51 220V219H50ZM34 221V220H33ZM41 221V220H40ZM183 221V219H181V221L180 222H182ZM187 221H189V222H187ZM51 222H52V220H51ZM57 222V221H56ZM177 222H178V220H177ZM239 222H241V221H239ZM35 223V224H34ZM44 223V224H43ZM232 223V222H231ZM52 224V223H51ZM53 224H56L55 222H53ZM59 224H61V223H59ZM59 224H58V226H59ZM233 224H234V221H233ZM241 224V223H240ZM46 226H47V224H45ZM49 225H50V221H48V226L46 227V229L48 228V230L49 231H46L45 233H50L51 232V228L52 229H59V228H54V226L56 227L57 225H50V226H52L51 228L49 227ZM234 226V225H233ZM244 226V225H243ZM242 225L241 226H239L240 228L241 227H243ZM191 227V226H190ZM190 227H188V228H190ZM235 227H237V225L235 226ZM39 228H38V230H39ZM44 228H45V226H44ZM64 228V227H63ZM188 228H186V229H188ZM42 229H43V227H42ZM41 229V230H42ZM46 229H44V231L46 230ZM243 229V228H242ZM40 230V231H41ZM60 230V229H59ZM36 231V230H35ZM56 231V230H55ZM43 232V231H42ZM40 233V232H39ZM44 233V232H43ZM43 233H42V235H43ZM37 234V233H36ZM188 234V235H187ZM186 234V236H189V234L190 233H187ZM39 235V234H38ZM41 235V234H40ZM41 235V236H42ZM36 236V235H35ZM40 236V237H41ZM180 236H182V235H180ZM186 236H184L183 238L185 239V242L186 241H188L189 242V240L191 241L190 243H191V245H192V239H191V235L188 237V239L189 240H186L187 238H185ZM33 237V236H32ZM62 237V236H61ZM61 237H59L60 239H61ZM177 237H179V236H177ZM35 238H37V236L35 237ZM39 238V237H38ZM44 238V237H43ZM47 238V237H46ZM45 238V239H46ZM57 238V237H56ZM53 239L52 238V240H50L51 241V243L49 242V240H47L49 243L48 244H51L52 245V241L54 240H57V239ZM161 238H163V237H161ZM165 238V237H164ZM40 239H42V237L40 238ZM49 239V238H48ZM177 238H175V240H176ZM181 240H182V242H183V240L184 239H182V238H180ZM194 239H195V237H194ZM37 241H38V239H36ZM62 240V239H61ZM64 240V239H63ZM179 240V239H178ZM178 240H176V241H178ZM37 241H35V242H37ZM47 241H45V246H42V248L41 249H43V247H45V248H47V246H48V244L46 245V243H47ZM156 241V240H155ZM157 241H159V239L157 240ZM34 242V243H35ZM69 242V241H68ZM163 242V241H162ZM187 242V243H188ZM197 242V244H199V243H201L200 242V240H197L196 241ZM196 242H195V245H196ZM40 244L41 243H43L44 244V242H39ZM61 243V242H60ZM164 243V242H163ZM166 243V242H165ZM169 243V242H168ZM170 243H172V242H170ZM174 244H177V243H175V241L173 242ZM179 243V242H178ZM187 243H185V244H187ZM194 243V242H193ZM37 244H38V242H37ZM42 244V245H43ZM59 244V243H58ZM57 244V245H58ZM62 244V243H61ZM167 244V243H166ZM184 243H183V245H180V247H181V249H182V246H184L185 245ZM51 245L50 246H48V247H51ZM56 245V247H54V244H53V247L56 249V248H59L60 247V249L62 248V246L61 245H59V246H57ZM65 245H67V244H65ZM178 245V244H177ZM200 245V244H199ZM201 245H203V243H201ZM37 246H40V245H37ZM171 246H173V244L171 245ZM179 246V245H178ZM185 246H188V245H185ZM53 247H51V248H53ZM64 247V246H63ZM189 247H190V245H189ZM188 247V248H189ZM34 249H35V247H33ZM36 248H38V247H36ZM65 248V247H64ZM68 247H66V249H67ZM164 248H166V247H164ZM169 248H170V246H169ZM169 248H166L167 250L169 249ZM174 248V247H173ZM186 248L187 247H185V249H182V250H184V252H185V250H186ZM205 248V247H204ZM18 249V248H17ZM50 249V248H49ZM48 249V250H49ZM172 249V248H171ZM196 249V248H195ZM197 249L199 250L200 248H199V246L197 247ZM47 250V249H46ZM174 250V249H173ZM172 250V251H173ZM179 250H180V248H179ZM188 250V249H187ZM186 250V251H187ZM40 251V250H39ZM51 251V250H50ZM49 251V252H50ZM171 251V250H170ZM171 251V252H172ZM193 251V249L190 251V252H192ZM199 251H201V250H199ZM15 252V251H14ZM23 252V251H22ZM29 252V251H28ZM30 252H32V254L35 252H33V249L31 248V251ZM179 252V251H178ZM181 252H183V251H181ZM180 252V253H181ZM16 253V252H15ZM14 253V254H15ZM38 253V252H37ZM175 253H177L176 252V250H175ZM187 253H189L188 251H187ZM203 253V252H202ZM227 252H225V254H226ZM264 253V252H263ZM31 254V253H30ZM31 254V255H32ZM36 254V252L34 253V255ZM179 253H177V255H178ZM186 254V253H185ZM193 254V253H192ZM191 253H189V255H190V257H191V255H192ZM30 255V258L32 259H34L35 260V257H32ZM44 255V254H43ZM47 255V254H46ZM173 255H175L174 254V252H173ZM183 256L184 254H180V256ZM194 255V254H193ZM263 255V254H262ZM45 256V255H44ZM57 256H59V255H57ZM180 256H179V258H180ZM181 256V258L183 259V257ZM225 257H222L221 259H223V258H228L229 256H231V255H229V256H226V255H224ZM40 257V256H39ZM38 257V258H39ZM189 257V256H188ZM189 257V258H190ZM26 258V257H25ZM38 258H36L37 260H38ZM51 258V257H50ZM59 258H60V256H59ZM192 258V257H191ZM232 258V257H231ZM231 258H228V259H230L228 262H230L229 264H233V261H231L232 259ZM237 258V257H236ZM261 259H263L264 258V255H263V258L262 257H260ZM23 259V258H22ZM32 259V260H33ZM40 259V258H39ZM49 259V258H48ZM47 259V260H48ZM54 259L56 260V258H55V256L53 257L52 256V260L54 261ZM178 259V258H177ZM177 259H176V262H178L177 261ZM181 259V260H182ZM188 259V258H187ZM186 259V260H187ZM228 259H226L225 261H227ZM44 260H46V258L44 259ZM57 260H58V258H57ZM62 259H59L58 261H55V264H57L56 262H59V261H61ZM181 260H179V264H180V261ZM42 262H43V260H41ZM41 261L39 260V262L41 263ZM49 261H51V259L49 260ZM49 261H47V263L49 262ZM51 262L52 264L54 263V262ZM223 262L222 261V263H224V264H226V262ZM236 261V260H235ZM235 261H234V263H235ZM244 261V260H243ZM242 261V262H243ZM29 262H30V259H29ZM187 262V261H186ZM189 262H191V264H193L194 263V261H193V263H192V260L190 259V261ZM188 262V263H189ZM227 262V263H228ZM21 263H23V262H21ZM27 263V262H26ZM34 263H35V261H34ZM38 263V262H37ZM51 263H49V264H51ZM244 264H245V262H243ZM246 263H248V262H246ZM17 264V263H16ZM236 264H242L241 263V261H238V262H236ZM263 264V263H262Z\"/></svg>",
    "mask_w": 264,
    "mask_h": 264
}]
</instances>
